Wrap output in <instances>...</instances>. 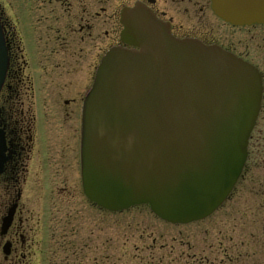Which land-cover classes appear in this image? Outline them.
<instances>
[{
	"label": "flooded vegetation",
	"instance_id": "af4514ba",
	"mask_svg": "<svg viewBox=\"0 0 264 264\" xmlns=\"http://www.w3.org/2000/svg\"><path fill=\"white\" fill-rule=\"evenodd\" d=\"M13 1L0 0L7 56L0 89V264H87V237L94 233L97 255L88 263L118 264L117 245L104 247L96 234L105 216L122 213L105 214L88 202L80 142L82 107L101 59L112 49L137 50L123 41L125 11L144 9L173 38L216 46L256 70L259 109L243 173L253 157L264 161V0ZM241 184L240 178L227 201ZM88 210H95L90 224Z\"/></svg>",
	"mask_w": 264,
	"mask_h": 264
},
{
	"label": "water",
	"instance_id": "95a60500",
	"mask_svg": "<svg viewBox=\"0 0 264 264\" xmlns=\"http://www.w3.org/2000/svg\"><path fill=\"white\" fill-rule=\"evenodd\" d=\"M123 39L105 54L85 96L86 197L117 212L148 205L161 220L211 215L244 166L260 81L216 46L173 38L144 9L125 11ZM7 56L0 27V88Z\"/></svg>",
	"mask_w": 264,
	"mask_h": 264
},
{
	"label": "rangeland",
	"instance_id": "374dc122",
	"mask_svg": "<svg viewBox=\"0 0 264 264\" xmlns=\"http://www.w3.org/2000/svg\"><path fill=\"white\" fill-rule=\"evenodd\" d=\"M241 180L230 200L203 221L170 225L141 207L105 216L103 230L96 235L104 247L117 245L118 264H200L204 260L207 264H264V161L259 156L252 158ZM88 212L90 224L96 220L91 217L95 210ZM117 220L119 225L114 226ZM80 236L72 241L78 244L83 240ZM87 239L85 260L90 262L97 255L92 244L95 233Z\"/></svg>",
	"mask_w": 264,
	"mask_h": 264
},
{
	"label": "trees",
	"instance_id": "16d2710c",
	"mask_svg": "<svg viewBox=\"0 0 264 264\" xmlns=\"http://www.w3.org/2000/svg\"><path fill=\"white\" fill-rule=\"evenodd\" d=\"M263 251V250H262Z\"/></svg>",
	"mask_w": 264,
	"mask_h": 264
}]
</instances>
